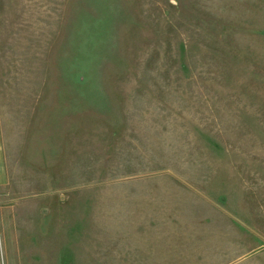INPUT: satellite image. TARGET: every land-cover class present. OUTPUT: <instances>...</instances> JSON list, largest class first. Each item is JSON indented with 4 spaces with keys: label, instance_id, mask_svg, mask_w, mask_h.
<instances>
[{
    "label": "rangeland",
    "instance_id": "obj_1",
    "mask_svg": "<svg viewBox=\"0 0 264 264\" xmlns=\"http://www.w3.org/2000/svg\"><path fill=\"white\" fill-rule=\"evenodd\" d=\"M0 264H264V0H0Z\"/></svg>",
    "mask_w": 264,
    "mask_h": 264
},
{
    "label": "crops",
    "instance_id": "obj_2",
    "mask_svg": "<svg viewBox=\"0 0 264 264\" xmlns=\"http://www.w3.org/2000/svg\"><path fill=\"white\" fill-rule=\"evenodd\" d=\"M2 173V169H1V152H0V174Z\"/></svg>",
    "mask_w": 264,
    "mask_h": 264
}]
</instances>
